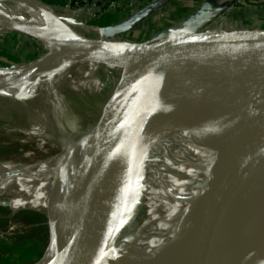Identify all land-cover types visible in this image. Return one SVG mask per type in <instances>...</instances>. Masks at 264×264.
Returning a JSON list of instances; mask_svg holds the SVG:
<instances>
[{
  "label": "bare ground",
  "instance_id": "1",
  "mask_svg": "<svg viewBox=\"0 0 264 264\" xmlns=\"http://www.w3.org/2000/svg\"><path fill=\"white\" fill-rule=\"evenodd\" d=\"M6 3L20 5L22 12L5 7ZM0 9L15 14L11 19L13 23L21 22L40 38L51 36L60 41L66 39V43L85 39L71 27L74 20L64 22L66 20L49 12L45 5L31 0H0ZM97 36L99 40L103 39L106 30L99 28ZM48 62L49 57H46V67L0 83V98L15 97L27 103L28 121L34 123L31 128H21L19 131L23 133L42 136L45 129L52 130L55 125L62 124L60 110L53 113L51 108L65 102L62 94L65 87L82 93L81 76L101 63L85 61L59 68ZM235 64L239 66L224 76L218 91L208 95L201 92L194 99L187 98L185 112L172 118L159 136H139L132 140L130 161L136 171L123 206L127 207L131 200L137 202L141 195L146 200L159 199L163 208L149 212L139 222L125 221L111 246L113 250L118 245L116 258L100 264H218L240 252L250 240H253L252 250L259 263L264 264V224L232 233L207 255L203 253L206 246L203 236L196 257L187 258L183 245L191 230H201L205 226L200 218L211 202L222 196L224 187L229 192L240 191L239 196L246 192L239 201L240 206H245L251 197L257 171L263 166L264 132L261 131L264 126L262 129L259 125L251 127L243 123L249 116L253 121L256 117H264V55L257 53ZM29 80L33 82L28 83ZM147 111L145 106L134 104L120 116L139 118ZM70 112L64 127L75 131L81 119L83 125L74 142L59 139L63 154L32 164L0 161V194L7 195L4 201L10 208L38 210L49 215L51 223L57 226L49 244L54 247L53 251L38 264L66 263L67 215L76 216L82 226L85 223L76 185L79 175L72 174L66 165L71 152L88 138L111 129L104 146L106 150L127 128V125L118 124L119 119H111L85 130L90 109L85 108L83 118L75 111ZM246 144L250 145L247 159L241 155ZM235 209L234 203L229 205V212L222 219L225 223L229 219L237 220L239 213ZM132 229L135 231L129 234Z\"/></svg>",
  "mask_w": 264,
  "mask_h": 264
},
{
  "label": "water",
  "instance_id": "2",
  "mask_svg": "<svg viewBox=\"0 0 264 264\" xmlns=\"http://www.w3.org/2000/svg\"><path fill=\"white\" fill-rule=\"evenodd\" d=\"M31 1L45 5L39 0ZM164 1L159 0L105 27L106 36L102 41L98 37L84 36V40H72L71 43H66V39L60 41L51 36L40 38L21 22L13 23L11 19L15 14L0 9V29L25 34L41 42L47 49L40 58L17 68L0 71V83L13 81L25 76L28 71L30 74L40 70V67H46V57H49V65L59 68H66L70 63L101 61L85 75L94 74L98 69L106 71V75L112 69L119 70L122 78H114L115 87L135 82V78L150 66L155 58H188L186 69L163 88L142 117L120 116L133 107L122 104L113 92L106 91L108 88L102 92L101 102L90 104V117L85 130L105 124L111 119H119L118 124L127 125V128L106 150L104 146L111 129L102 130L83 141L69 156L67 169L72 174L79 175L76 185L80 191L85 223L82 226L76 216L67 215L65 231L68 258L65 264H100L116 258L118 245L111 250L112 243L122 224L130 221L137 203L131 200L127 207L123 206L136 171L130 161L132 140L139 136L156 138L172 118L185 112V100L194 99L197 93L206 92L208 95L218 91L224 76L234 63L251 55L264 53V29L206 26L214 18L220 17L222 10L207 17L196 16L190 21L168 23L154 32L145 34L144 25L139 24V21ZM48 10L56 13L49 8ZM59 18L62 20L60 15ZM256 118V121H253L252 116H249L243 124L252 125L251 127L259 125L262 128L264 117ZM261 132L263 133L264 129ZM249 149V144L241 149V155L246 159ZM229 160L231 163L233 158ZM256 176L251 197L245 206H240L239 201L246 192L239 196L240 191L229 192L226 187L222 196L211 202L206 213L200 218L205 222V226L201 230H191L183 242L187 258L197 256L196 250L203 244H199L202 236L206 238L203 253L207 255L216 244L226 240L232 233L252 230L264 224V162ZM233 203L239 213L238 218L235 221L229 219L225 223L222 219L229 212V205ZM3 204L9 206L6 201H3ZM49 221L52 222L51 219ZM211 225H214L213 228H209ZM217 228L219 232L216 233ZM252 242L253 240H250L240 252L218 264H260L252 250ZM49 246L48 243L42 256L33 264H38L47 257Z\"/></svg>",
  "mask_w": 264,
  "mask_h": 264
},
{
  "label": "rangeland",
  "instance_id": "3",
  "mask_svg": "<svg viewBox=\"0 0 264 264\" xmlns=\"http://www.w3.org/2000/svg\"><path fill=\"white\" fill-rule=\"evenodd\" d=\"M235 2H239V0ZM151 3L152 2L149 4ZM52 4L46 5H48L49 9L56 12L54 14L58 13V16L60 15L63 21L66 20L64 22L74 20V25L71 27L85 37L97 38L98 29L107 27V25L100 22V18L102 16H95L96 19L93 23L75 16L76 12L80 8L77 10L68 8L74 12L73 15L70 16L60 14L59 11L54 10ZM164 5L165 4H163V6ZM5 7L11 9L17 8L16 10L20 9L19 11L22 12L20 5L6 3ZM151 11L148 15H152ZM223 13L224 11L222 10V14ZM164 14L165 13L163 12L160 14V20L146 19V21L142 23V25H144V33L148 34L152 31L154 32L168 23L191 20L190 18L187 20L177 21L168 20L164 17ZM211 24L212 23L208 22L206 26L210 27L212 26ZM135 36H137V34H135ZM24 38L25 37H21L20 39V37L15 36L13 42L11 38H4L0 40V71L25 65L30 61L40 58L47 52L45 46L41 42L37 41V54H29L25 45V40H23ZM261 54L264 55V53ZM187 61L188 58L183 60L163 57L155 58L151 61L150 66L140 72L138 77L135 78V82L124 86L119 84L117 85L118 87H115L116 84L114 78L116 76L119 78L122 77L119 74V70L116 69H112L111 72H107V75L106 73L104 74L106 71L98 69V71L94 74L84 75V77L81 76V81L83 82L81 83V85H83L82 93H78L68 87H65L62 91V94L65 96L63 99L65 102L60 103L61 105L56 104V108H51L53 113L60 110L59 113L62 117L63 123L55 125L52 130L45 129L42 136L34 133L27 134L19 131L21 128H31L34 123L32 121H28V114L25 112L27 107L26 102L19 101L17 99L0 98V161L12 160L18 163L32 164L47 160L54 155L63 154V149L60 150L59 139H65L67 142H74L77 139L83 125L81 119V121L76 124L75 131H69L64 127L65 123L68 121V115L71 113L70 111L77 112L81 118H83L85 108L90 109V104L93 103L96 105L98 102H101L100 99L102 96L100 94H102V91L104 92L106 88L109 89L106 91L113 92L116 98L120 99L122 104L125 106L134 107V104H136L139 106H145V108L149 110L150 105L154 102L163 88L185 70ZM238 66V64L234 63L226 73L225 77L229 72L235 71ZM27 82L31 83L33 81L29 80ZM6 197V194H0V230L9 231L10 226H14L15 229L10 231L11 235L4 237L0 236V243L5 244L6 246L11 245V247L24 248L25 253L29 255L32 254L28 259L30 261L27 263L33 264L42 256L48 243L50 244L57 226L49 221L46 214L38 210L25 209L15 211L10 208V206L4 205L3 201ZM158 208H163L159 199L146 200L145 197L140 195L137 203L135 204L134 211L131 214L130 221L132 223L139 222L141 219L145 218L149 212H153ZM160 219L161 218L157 220L159 221ZM133 231L135 230H130L129 234L133 233ZM53 248L49 246V252H52ZM8 249L9 248L0 249V258H6L8 256ZM35 249L36 254L34 253L33 255V251Z\"/></svg>",
  "mask_w": 264,
  "mask_h": 264
},
{
  "label": "crops",
  "instance_id": "4",
  "mask_svg": "<svg viewBox=\"0 0 264 264\" xmlns=\"http://www.w3.org/2000/svg\"><path fill=\"white\" fill-rule=\"evenodd\" d=\"M43 4H52L54 10L60 14L73 15V11L68 9L64 0H39ZM116 1V5L110 8L106 13L105 10L110 2ZM159 0H89L75 14L77 18L95 22V16L102 14L100 22L110 26L123 18L129 16L133 12L140 10L152 2L155 4ZM165 0L163 4L155 7L152 15H145L139 23H144L146 19L160 20V14L163 12L164 17L168 20H187L198 16H210L223 10L224 13L220 17H216L211 21V25L225 28H248L262 29L264 26V0ZM55 5V7H54ZM48 6V5H46ZM57 6V7H56ZM58 15V14H56ZM7 31V30H6ZM0 29V40L11 38L12 42L15 36L23 38L29 54H37V40L27 37L14 31ZM36 56V55H34ZM9 248L8 256L0 258V264H29L27 263L29 255L25 253L24 248L6 246L0 243V249ZM36 249L33 251L36 254Z\"/></svg>",
  "mask_w": 264,
  "mask_h": 264
},
{
  "label": "built area",
  "instance_id": "5",
  "mask_svg": "<svg viewBox=\"0 0 264 264\" xmlns=\"http://www.w3.org/2000/svg\"><path fill=\"white\" fill-rule=\"evenodd\" d=\"M66 3H67V7L68 8H72L73 10H77L79 8H81L86 2H88L89 0H64ZM115 3L116 1H112L110 2V4L107 6L106 10H105V13L112 7L115 6ZM102 14H99L97 16H101ZM264 29V26L263 28ZM15 227L14 226H10V229L9 231H1L0 230V236L1 237H4V236H7V235H11V230H14Z\"/></svg>",
  "mask_w": 264,
  "mask_h": 264
}]
</instances>
